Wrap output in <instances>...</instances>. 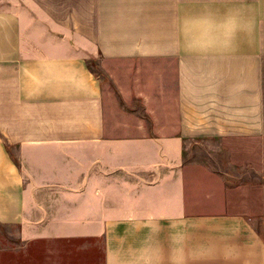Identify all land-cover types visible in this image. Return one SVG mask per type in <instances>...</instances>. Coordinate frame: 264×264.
I'll list each match as a JSON object with an SVG mask.
<instances>
[{
    "label": "crops",
    "instance_id": "0c3cea01",
    "mask_svg": "<svg viewBox=\"0 0 264 264\" xmlns=\"http://www.w3.org/2000/svg\"><path fill=\"white\" fill-rule=\"evenodd\" d=\"M8 135L0 223L29 251L0 264H264V213L187 187L225 182L197 153L264 170V0H0Z\"/></svg>",
    "mask_w": 264,
    "mask_h": 264
},
{
    "label": "rangeland",
    "instance_id": "374dc122",
    "mask_svg": "<svg viewBox=\"0 0 264 264\" xmlns=\"http://www.w3.org/2000/svg\"><path fill=\"white\" fill-rule=\"evenodd\" d=\"M94 69L98 70L99 68L96 67ZM8 125L10 128L8 131L11 132L10 134L14 135L21 128L20 120L9 121ZM22 125L24 126V124ZM14 135L0 136V144H7L10 146L9 150H14L11 151L10 156L14 157V160L18 161L20 165V158L18 153L15 152L16 149L14 147L19 137ZM217 142L207 141L202 145L193 144L191 148L202 150L219 147L217 146ZM223 158H225V160ZM192 159L206 165L207 168L217 173V175L225 181L224 183L187 185L188 192L194 194V196L213 195L208 200L209 203L205 202L206 204L195 205V212H241L251 216L254 224L259 223V214L264 213V180L262 179L264 178V170L259 168L253 169V165L249 167L246 164V160L240 164L241 168L239 170H232V167L235 166L229 163L228 156L225 155L221 157V163L215 162L211 156L205 157L202 153H197L192 156ZM201 170L202 169L194 170L193 175L203 181L205 175ZM15 225L16 224L11 223H0V249L4 250L5 261L11 259L14 255H18L20 258H27L28 256L29 249L27 244L23 241V237L20 236L18 227Z\"/></svg>",
    "mask_w": 264,
    "mask_h": 264
}]
</instances>
